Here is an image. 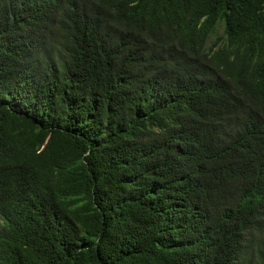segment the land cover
Segmentation results:
<instances>
[{
  "label": "trees",
  "instance_id": "16d2710c",
  "mask_svg": "<svg viewBox=\"0 0 264 264\" xmlns=\"http://www.w3.org/2000/svg\"><path fill=\"white\" fill-rule=\"evenodd\" d=\"M250 242L264 264V0H0V264Z\"/></svg>",
  "mask_w": 264,
  "mask_h": 264
},
{
  "label": "rangeland",
  "instance_id": "374dc122",
  "mask_svg": "<svg viewBox=\"0 0 264 264\" xmlns=\"http://www.w3.org/2000/svg\"><path fill=\"white\" fill-rule=\"evenodd\" d=\"M222 35V30H221V26L218 25L217 28H216V33L215 34H212L210 35V37L208 38L207 42H206V45L209 46L210 44H212L213 42L214 43H217V42H220V36ZM252 243L250 242L247 246V249L242 257V262L244 264V260L248 259L251 255V251H252Z\"/></svg>",
  "mask_w": 264,
  "mask_h": 264
}]
</instances>
